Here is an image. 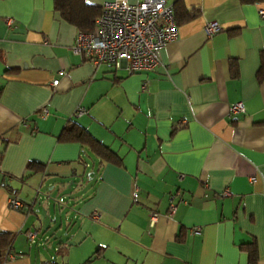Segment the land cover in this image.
<instances>
[{
    "label": "crops",
    "instance_id": "0c3cea01",
    "mask_svg": "<svg viewBox=\"0 0 264 264\" xmlns=\"http://www.w3.org/2000/svg\"><path fill=\"white\" fill-rule=\"evenodd\" d=\"M165 1L188 18L179 14L154 70L131 73L75 55L80 32L54 0H0V232L12 235L3 264H250L251 244L264 264V4ZM210 21L221 31L207 37ZM238 102L244 112L230 116ZM69 121L121 163L60 142ZM84 176L73 218L63 230L50 219L49 235L33 214L39 186ZM9 198L24 207L10 210Z\"/></svg>",
    "mask_w": 264,
    "mask_h": 264
},
{
    "label": "built area",
    "instance_id": "2783aa9c",
    "mask_svg": "<svg viewBox=\"0 0 264 264\" xmlns=\"http://www.w3.org/2000/svg\"><path fill=\"white\" fill-rule=\"evenodd\" d=\"M258 14L264 18V9H259ZM177 31L174 9L165 0H136L134 3L113 0L101 6V15L96 19L92 32L78 33L72 52L93 65L107 64L120 68L125 64L131 73L152 71L159 65L160 51L177 38ZM220 31L216 21L205 24L207 37ZM57 83V80L53 81L52 85ZM42 110V116H46L47 110ZM84 112L79 109L76 115L81 116ZM243 112V104L238 102L229 108L228 114L234 116ZM221 195L227 196L229 192L226 190ZM7 206L10 210L24 207L17 198H9ZM173 212L172 205L168 213ZM28 237L32 239V235Z\"/></svg>",
    "mask_w": 264,
    "mask_h": 264
},
{
    "label": "trees",
    "instance_id": "16d2710c",
    "mask_svg": "<svg viewBox=\"0 0 264 264\" xmlns=\"http://www.w3.org/2000/svg\"><path fill=\"white\" fill-rule=\"evenodd\" d=\"M242 4H264V0H239ZM54 8L58 11L62 17L70 24L74 25L81 33H90L93 30L95 21L101 15V7H93L87 5L84 0H54ZM175 13V20L177 25L180 23L179 14L184 12L186 14L184 19L188 18V14L185 8L177 1L173 6ZM182 14V15H183ZM259 80H264V65L261 66L258 75ZM58 140L65 143H77L81 147L85 148L89 157L99 160V163H111L113 165H119L121 163L120 158L112 152L108 147L94 139L84 128L78 125L76 122L69 121ZM82 167H85V161L80 160ZM43 167L30 162L27 165V171L30 174H36L42 172ZM12 243V235L6 232H0V264L5 261L6 255L9 253ZM252 246V244H251ZM249 247L250 264H255L254 249L255 247ZM41 264H58L56 262H46Z\"/></svg>",
    "mask_w": 264,
    "mask_h": 264
},
{
    "label": "rangeland",
    "instance_id": "374dc122",
    "mask_svg": "<svg viewBox=\"0 0 264 264\" xmlns=\"http://www.w3.org/2000/svg\"><path fill=\"white\" fill-rule=\"evenodd\" d=\"M88 160H90L88 158ZM86 166V165H85ZM85 182V176L82 178H75L71 179V181L66 180L62 183V185L59 184H51L47 185L46 183H43V185L39 186L40 188V194L39 198L36 201V205L34 207L33 214L39 217L38 224H41V229L45 230L46 227H49V235L55 233L57 229L55 230V224L50 221V219L56 220V225L58 226L60 224V219L62 221L63 227L58 230L65 229L67 223H70V218H73L74 212L77 210V205L75 202L78 200V196L81 192V190H78V185L80 186L82 184V187L86 186ZM55 186V189L52 190L51 186ZM38 188V190H39ZM49 197V201L46 200V195ZM50 214V217H48L47 220H43L44 217L48 216ZM31 218L32 215H31ZM68 220V222L66 221ZM46 230V232L48 231ZM59 235H61L62 232H57ZM58 236V235H56ZM57 241L56 239L51 238V242Z\"/></svg>",
    "mask_w": 264,
    "mask_h": 264
}]
</instances>
